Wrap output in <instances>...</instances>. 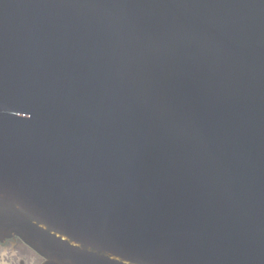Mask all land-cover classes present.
I'll return each instance as SVG.
<instances>
[{"label": "water", "instance_id": "obj_1", "mask_svg": "<svg viewBox=\"0 0 264 264\" xmlns=\"http://www.w3.org/2000/svg\"><path fill=\"white\" fill-rule=\"evenodd\" d=\"M0 236L264 264V0H0Z\"/></svg>", "mask_w": 264, "mask_h": 264}, {"label": "flooded vegetation", "instance_id": "obj_2", "mask_svg": "<svg viewBox=\"0 0 264 264\" xmlns=\"http://www.w3.org/2000/svg\"><path fill=\"white\" fill-rule=\"evenodd\" d=\"M45 259L19 236H0V264H44Z\"/></svg>", "mask_w": 264, "mask_h": 264}]
</instances>
